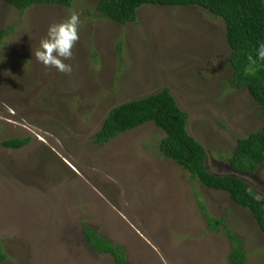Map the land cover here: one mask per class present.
Instances as JSON below:
<instances>
[{
  "label": "rangeland",
  "instance_id": "obj_1",
  "mask_svg": "<svg viewBox=\"0 0 264 264\" xmlns=\"http://www.w3.org/2000/svg\"><path fill=\"white\" fill-rule=\"evenodd\" d=\"M98 0L24 11L0 2V245L3 264H114L96 255L84 226L123 246L130 264H229L231 243L207 232L209 213L243 239L247 264H264V234L227 193L193 181L158 152L165 134L148 123L107 144L95 142L114 107L169 88L206 149V166L264 194L257 174L233 169L238 139L264 119L246 89H229L226 29L199 7L143 6L124 26L95 18ZM78 14L72 72L36 61L52 23ZM121 44V52L117 50ZM29 138L19 150L2 142Z\"/></svg>",
  "mask_w": 264,
  "mask_h": 264
},
{
  "label": "trees",
  "instance_id": "obj_2",
  "mask_svg": "<svg viewBox=\"0 0 264 264\" xmlns=\"http://www.w3.org/2000/svg\"><path fill=\"white\" fill-rule=\"evenodd\" d=\"M74 0H0L19 11L36 5H56L69 8ZM143 6L169 8L199 7L213 18L221 20L226 29V43L230 50L229 65L233 70L228 80L229 89H246L259 106L264 119V61L256 60L258 43L264 42V0H98L95 18L106 19L124 26L138 22V11ZM13 27L0 30V47ZM121 44L117 50L121 52ZM251 57V59H249ZM154 124L165 137L158 152L189 173L193 181L213 191L225 192L237 206L248 211L264 234V194L254 190L248 182L237 176H218L208 171L206 149L187 130L188 114L184 112L169 88L147 97L123 103L110 110L95 135L97 144H107L128 131L145 124ZM2 123L0 121V132ZM29 138H13L2 142L9 150L25 147ZM230 166L240 173L257 174L264 165V125L247 138L238 139L228 157ZM207 232L222 231L231 243L229 264H247L243 239L235 235L227 223L213 217L199 201ZM84 239L96 255H109L114 264H130L123 246L117 245L97 230L84 226ZM7 260L0 245V264Z\"/></svg>",
  "mask_w": 264,
  "mask_h": 264
},
{
  "label": "clouds",
  "instance_id": "obj_3",
  "mask_svg": "<svg viewBox=\"0 0 264 264\" xmlns=\"http://www.w3.org/2000/svg\"><path fill=\"white\" fill-rule=\"evenodd\" d=\"M79 25L80 19L75 12L59 23L50 24L34 53L36 61L45 68H54L60 73L70 74L72 65L65 61L71 60L73 56V47L79 39ZM255 52L256 60L264 61V42L258 43Z\"/></svg>",
  "mask_w": 264,
  "mask_h": 264
}]
</instances>
